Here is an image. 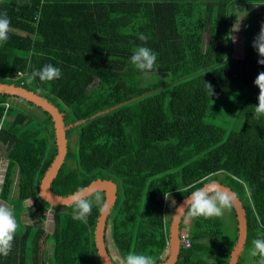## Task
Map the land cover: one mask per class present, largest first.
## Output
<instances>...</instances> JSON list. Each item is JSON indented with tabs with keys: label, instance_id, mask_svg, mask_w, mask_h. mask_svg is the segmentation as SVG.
<instances>
[{
	"label": "trees",
	"instance_id": "obj_1",
	"mask_svg": "<svg viewBox=\"0 0 264 264\" xmlns=\"http://www.w3.org/2000/svg\"><path fill=\"white\" fill-rule=\"evenodd\" d=\"M244 1L0 0L12 29L0 46V83L47 98L64 112L65 125L79 127L77 150L67 141L51 190L64 196L97 178L116 183L109 237L105 231V243L119 256L112 258L115 264L129 252L164 262L173 214L165 213V194L175 195L176 207L190 191L216 180L215 173L223 174L219 182L245 209L238 264L243 254L250 256L252 240L264 234V116H254V81L264 65L252 47L255 19L231 20L244 11L237 7ZM141 33L146 42L138 38ZM139 46L157 54L153 71L131 64ZM47 64L61 69L60 79L27 83V74ZM11 99L36 106L0 93V200L20 225L0 264H101L94 243L99 206L93 205L85 223L72 218L71 205H52L38 195L57 152L52 117L36 106L44 115L37 117ZM231 213L229 231L222 217L193 218L190 244L181 245L175 264H228L238 235L234 208ZM45 216L53 222L49 231L42 225Z\"/></svg>",
	"mask_w": 264,
	"mask_h": 264
},
{
	"label": "clouds",
	"instance_id": "obj_2",
	"mask_svg": "<svg viewBox=\"0 0 264 264\" xmlns=\"http://www.w3.org/2000/svg\"><path fill=\"white\" fill-rule=\"evenodd\" d=\"M11 31V21L7 13H0V46H3L8 41ZM138 38L145 42L148 39L142 33L139 34ZM233 39L235 38L233 37ZM252 47L260 57L257 63L264 65V24H261L260 31L252 42ZM156 61L157 54L145 46L137 47L130 57L131 64L141 72H151L156 69L158 67ZM61 76L60 68L47 64L41 69H34L30 74H27V83L31 84L36 78H39L41 82H51L60 79ZM254 84L259 89L258 104L255 107L254 116L259 118L264 116V71L257 75ZM207 87L211 97L214 95V90L208 83ZM178 191L182 192L181 190ZM190 193L184 205L177 210L181 214L184 213V216L186 213L190 218H221L226 210L231 211L233 209L237 201L236 194L225 190L223 186L215 182H209L203 187L190 191ZM169 196V193L165 194V199H168ZM90 197H94V199ZM68 200L73 208L72 218L85 223L92 213L94 204L99 206L101 212H105L108 208L104 195L98 191L94 192L89 187H80ZM19 228L20 225L14 210L4 204H0V256L7 257L11 253ZM182 235L187 237V234L180 233V243L183 246ZM258 237L252 240L253 247L249 254L251 257H258L256 264H264V234H258ZM119 264H157V260L154 256L147 253L129 252L120 260Z\"/></svg>",
	"mask_w": 264,
	"mask_h": 264
},
{
	"label": "water",
	"instance_id": "obj_3",
	"mask_svg": "<svg viewBox=\"0 0 264 264\" xmlns=\"http://www.w3.org/2000/svg\"><path fill=\"white\" fill-rule=\"evenodd\" d=\"M0 93L19 96L26 101H30L37 107H40L41 109L47 111L52 117L53 126H54V135H55V145L57 152L52 162L50 163L49 167L46 169V171L44 172L43 176L40 179L38 195L44 201L52 205H56V206L70 205L68 198L74 192L64 196L58 195L51 190L50 185L53 178L57 175L61 165L64 162L67 153L66 130L70 128L73 124L65 125L63 119L64 112H60L58 108L54 104H52L47 98L31 90H28L22 86H17L15 84L0 83ZM99 113L101 112H98V114ZM209 182H215L216 184L223 186L225 190H228L231 193L236 194L231 188H229L228 186L222 184L217 180H211ZM84 187H89L94 192L102 191L104 193L105 201L108 204V208L105 212L100 211L99 213L94 230V243L101 264H115L111 258V255L107 249L108 247L105 243V231H106L107 217L109 216L112 207L114 206L117 196L116 183L113 182L112 180L97 178ZM190 194H188L182 200H180L173 210L170 227H169V238H168L169 254L166 260L160 264H174L177 258V253L180 246L179 244L180 233H181L180 223L182 217L184 216V213L181 214L177 210L180 206L184 205L186 198L190 196ZM233 208L236 215L238 235H237L236 243L232 251L230 252L228 264H238V259L244 248L246 231H247L245 209L243 208L242 203L238 198V196L235 206ZM185 211H186V206H185ZM106 233L109 234L107 231Z\"/></svg>",
	"mask_w": 264,
	"mask_h": 264
},
{
	"label": "rangeland",
	"instance_id": "obj_4",
	"mask_svg": "<svg viewBox=\"0 0 264 264\" xmlns=\"http://www.w3.org/2000/svg\"><path fill=\"white\" fill-rule=\"evenodd\" d=\"M252 3V1L251 0H247V1H244V2H241V3H239L238 5H237V7H241V8H243V12L242 11H239V10H237L236 12H237V14H236V16L234 17V19H233V17H232V15H231V20H233V21H235L236 23H242V22H244L245 21V19H243V18H248L249 19V21L250 20H253V19H255V24H254V27H255V31H257L256 33H255V36H257L258 35V33H259V31H260V27H261V24H262V22L264 23V1H260V2H258V1H254L252 4V6H250V8H248V6L246 5V4H251ZM248 8V9H247ZM248 13H246V12ZM232 14V13H231ZM235 14V13H234ZM234 24L233 26H236L237 27V24ZM236 32V31H235ZM237 34V33H236ZM236 34L235 33H233L232 35H231V38H232V41L234 40V49H233V53H237V51L239 50L238 49V43H239V38L236 36ZM233 35H234V38L235 39H233ZM238 35V34H237ZM233 45V44H232ZM11 104H13L15 107H17V108H19V109H23V110H26V111H28V112H30L31 114H33V115H35V116H37V117H44V115H43V112L39 109V108H37L36 106H30L28 103H26V102H16V100L15 99H11L10 101H9ZM13 112H11V114L9 113V116L10 117H12L13 116ZM6 115V113L4 114V116ZM3 116V117H4ZM8 116H6L5 118H7ZM9 120V119H8ZM36 120V119H35ZM70 130H69V133H68V138H67V141H68V144H69V147L73 150V151H75V150H77V137H78V130H79V127L78 126H75V125H73V126H71L70 128H69ZM4 161H5V159H2L1 157H0V177L2 176V174H3V171H4V168H5V164H4ZM75 164V162L74 161H70V165L72 166V165H74ZM213 177H215V179L217 180V181H220V180H223V174L222 173H215L214 175H213ZM175 195H170L169 196V198L167 199V203H166V209H165V213H169V216H170V210H174V208H175V204H176V198L174 197ZM175 199H174V198ZM0 204H4V205H6V203L5 202H3L2 200H0ZM32 204V201H31V199L30 200H28V201H26L25 202V210H26V208L27 207H29L28 205H31ZM7 206V205H6ZM47 212H48V210H45V214H47ZM171 215H172V213H171ZM48 216V215H47ZM168 218V217H167ZM222 219H223V224L225 225V230L227 229L228 231L229 230H231L232 228H233V216H232V213H231V211H225V213H224V216L222 217ZM192 220H193V218H190V217H188L186 214H185V216L183 217V219H182V225H183V227L181 228V230L183 229V232H185L186 233V231L187 230H189V228L191 227V222H192ZM52 219H49L48 217H46L45 216V218H44V220H43V228L45 229V230H47V231H49L50 229H51V227H52ZM108 235V237H109V234H107ZM48 245H50V243L48 242L47 243V246ZM106 245H107V247H108V251H109V253H110V255H111V257L112 258H119V256H118V254H117V252H116V250H115V248H114V246H113V244H111V242L110 241H108L107 243H106ZM167 254H169L168 253V251H167ZM256 261L257 260H255V259H253L251 256H249V255H246V254H243L242 255V258H241V263L240 264H256Z\"/></svg>",
	"mask_w": 264,
	"mask_h": 264
},
{
	"label": "built area",
	"instance_id": "obj_5",
	"mask_svg": "<svg viewBox=\"0 0 264 264\" xmlns=\"http://www.w3.org/2000/svg\"><path fill=\"white\" fill-rule=\"evenodd\" d=\"M4 104H5V107L8 106V103H4ZM182 244L184 247H187L190 244L189 239L185 235H182Z\"/></svg>",
	"mask_w": 264,
	"mask_h": 264
},
{
	"label": "crops",
	"instance_id": "obj_6",
	"mask_svg": "<svg viewBox=\"0 0 264 264\" xmlns=\"http://www.w3.org/2000/svg\"><path fill=\"white\" fill-rule=\"evenodd\" d=\"M5 107V106H4ZM8 107V106H7ZM7 107H5V108H7ZM174 198V197H173ZM175 199V198H174ZM180 232L181 233H185V232H183V229L181 230V228H180ZM186 234H187V231H186ZM180 244V246H179V250H178V253H177V258H176V260L178 259V254H179V251H180V247H181V243H179ZM167 251H168V253H169V248L167 249ZM168 257V256H167ZM166 260V259H165ZM176 260H175V262H176ZM175 262H174V264H175Z\"/></svg>",
	"mask_w": 264,
	"mask_h": 264
}]
</instances>
